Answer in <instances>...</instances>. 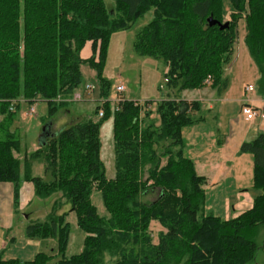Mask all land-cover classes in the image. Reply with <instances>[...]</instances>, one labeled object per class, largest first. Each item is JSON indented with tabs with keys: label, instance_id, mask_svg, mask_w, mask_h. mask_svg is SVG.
<instances>
[{
	"label": "trees",
	"instance_id": "obj_1",
	"mask_svg": "<svg viewBox=\"0 0 264 264\" xmlns=\"http://www.w3.org/2000/svg\"><path fill=\"white\" fill-rule=\"evenodd\" d=\"M229 1L228 25L220 29L208 18L226 22L221 0H113L112 9L105 0H0V182L13 183L14 207L21 180L31 181L42 199L60 192L85 233L82 251L65 258L66 212L28 224L27 236L54 238L61 256L43 251L27 261L0 256V264H106L105 253L108 264H255L258 249H264L256 240L264 226V132L240 147L253 157L252 206L222 219L203 212L205 178L183 154L181 129L198 121L197 101L158 100L157 117L151 119L149 101L138 104L118 96L113 179H106L99 158L100 121L87 117L65 125L38 146L31 160L44 163L47 180L31 176L28 161L21 170L15 155L19 140L9 130L19 100H44L52 115L63 104L57 97L74 92L87 42L92 54L85 60L100 75L110 35L150 8L153 18L136 32L133 49L161 59L167 85L178 91L207 84L218 92L227 87L224 72L234 59L236 22L244 17L245 43L260 73L257 91L264 97V0ZM107 87L101 79L100 97L106 98ZM100 109V118L110 114L106 99L94 112ZM93 190L102 194L106 220L90 202ZM154 190L159 191L154 201H140ZM152 220L165 229L155 243L149 234Z\"/></svg>",
	"mask_w": 264,
	"mask_h": 264
},
{
	"label": "rangeland",
	"instance_id": "obj_2",
	"mask_svg": "<svg viewBox=\"0 0 264 264\" xmlns=\"http://www.w3.org/2000/svg\"><path fill=\"white\" fill-rule=\"evenodd\" d=\"M105 3L108 9L113 8V0H105ZM231 10L232 6L230 1L221 0V11L224 21L229 19ZM152 18L153 9L150 8L142 13L130 27L115 31L110 35L100 75L89 61L85 60L87 58H83L79 66L81 73L80 85L69 96L57 97V100L63 101V104L58 106L57 110L52 115H50L49 104L44 100H36L33 102L19 100L17 102V107L13 110L14 115L12 117L11 128L16 134V138L19 140L20 150L18 158L22 164L26 161L29 162L31 176L41 180H47L48 178L44 163L31 160V156L38 148V136L45 125L51 123L50 131L54 133L61 129L62 126L91 117L94 120L100 121L98 129L99 158L104 167V175L106 179H113L115 177L113 111L118 96H124L126 99L138 103L149 101L151 104L149 109L152 111L150 115L151 119L157 117L156 113H154V109L155 103L158 100L176 96L175 92L177 88L169 87L165 80L166 66L163 61L150 56L139 55L133 49V41L136 32L149 23ZM236 28L237 38L233 54V65L231 67L232 72L230 71V74H233L232 76L237 79L245 80V77L249 74L246 71L247 61H249L251 65H254V67L257 66L245 43L247 25L244 17L237 19ZM101 79L107 82L106 98H102L99 95ZM120 83H122L125 88L121 94L115 89V86ZM85 85H90L92 88L88 90L85 88ZM76 93L79 94V99L74 98ZM196 94V92L189 88L179 91V96H194ZM105 99L110 114L105 118H100L94 110L97 105H102ZM30 107H33L32 112L30 111ZM163 163H165V158L162 159V164ZM158 192V190L150 191L142 195L140 201L150 203L157 198ZM89 198L97 215L104 220L108 219L109 212L104 205L101 192L99 190H93ZM15 208L12 226L9 230H6V234H4L7 245L13 244L2 252V255H0L2 258H8L10 256H19L18 258L21 260L34 258V255L31 257L24 255L21 251L22 246H19L26 245L28 239V241H32L35 245L36 251L53 254L54 258L61 256L60 253H58L57 242L54 238H26L25 230L28 224L45 222L50 216L65 212L63 223L67 226L68 232L62 256L69 258L82 251L85 233L77 224L76 212L68 211L69 205L66 203L65 199L61 197L60 192L54 191L50 193L48 197L42 199L36 196L34 191V197L29 205L25 206L22 211H18L19 203L17 200ZM164 231L165 229L157 221L152 220L150 222L149 234L152 237L153 243L157 242L158 234ZM0 236L2 237L1 233ZM256 240L259 245L264 244V226L259 228ZM255 259V264H264V249H258ZM113 261L114 260H111V263ZM103 262L106 264L110 262L108 254L106 253L104 254Z\"/></svg>",
	"mask_w": 264,
	"mask_h": 264
},
{
	"label": "crops",
	"instance_id": "obj_3",
	"mask_svg": "<svg viewBox=\"0 0 264 264\" xmlns=\"http://www.w3.org/2000/svg\"><path fill=\"white\" fill-rule=\"evenodd\" d=\"M91 54V43L87 42L80 55L82 58H88ZM232 65L233 63L225 69L224 73L229 81L223 91L218 92L207 84L202 88L192 89L197 93L194 96H179V91L176 90V96L171 97L197 101L200 105L195 111L198 121L181 129L183 154L193 161L196 173L205 178L203 212L214 214L222 219L234 218L252 206L253 157L251 153L240 152V147L243 142L264 132V118L245 120L241 114L243 104L260 108L264 112V97L257 91L259 70L247 61L246 71L249 74L245 80H240L230 74ZM249 84L254 88L250 91L245 90V86ZM10 131L14 132L11 126ZM18 149L20 150V145ZM19 150L15 153L18 157ZM21 170L23 171V164ZM13 197V183L0 182V233L2 235L0 236V255L13 244L8 246L4 237L5 231L12 226L16 210ZM33 197V183L21 180L18 185L19 208L17 210L22 211ZM25 236L32 238L27 236L26 231ZM28 240L26 245L19 246H22L21 251L24 255L31 257L39 251H36L33 242ZM18 257L10 256L5 259L15 258L27 261Z\"/></svg>",
	"mask_w": 264,
	"mask_h": 264
},
{
	"label": "built area",
	"instance_id": "obj_4",
	"mask_svg": "<svg viewBox=\"0 0 264 264\" xmlns=\"http://www.w3.org/2000/svg\"><path fill=\"white\" fill-rule=\"evenodd\" d=\"M209 80H210V77L207 78V82H209ZM85 88L90 90L92 87L90 85H85ZM253 88H254L253 85H250V84L245 86V90H249L250 91ZM115 89H116V91L119 94H121L125 90L124 85L122 83L117 84L115 86ZM74 98L75 99H79V94H75ZM119 100L120 99L117 98L116 102L119 101ZM138 104H142V103H138ZM10 110H13V106H10ZM30 110L33 111V108L31 107ZM102 114H103V111L100 109L99 113H98V116L101 117ZM241 114L244 116L245 120H252V119H254L256 117H259L261 119L264 118V112H262V110L260 108L253 107V106L248 105V104H243L242 105Z\"/></svg>",
	"mask_w": 264,
	"mask_h": 264
},
{
	"label": "water",
	"instance_id": "obj_5",
	"mask_svg": "<svg viewBox=\"0 0 264 264\" xmlns=\"http://www.w3.org/2000/svg\"><path fill=\"white\" fill-rule=\"evenodd\" d=\"M208 23L209 25H214V24H218L220 29H223L225 27H227L228 22H224V23H220L217 20L212 19V17L208 18ZM51 128V123L45 125L42 130L41 133L39 135V139H38V144L41 145L42 143L45 142V140L49 137L52 136L54 133L50 131Z\"/></svg>",
	"mask_w": 264,
	"mask_h": 264
}]
</instances>
